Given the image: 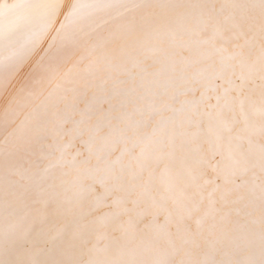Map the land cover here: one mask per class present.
I'll return each instance as SVG.
<instances>
[{
  "label": "snow or ice",
  "instance_id": "obj_1",
  "mask_svg": "<svg viewBox=\"0 0 264 264\" xmlns=\"http://www.w3.org/2000/svg\"><path fill=\"white\" fill-rule=\"evenodd\" d=\"M0 264H264V0H0Z\"/></svg>",
  "mask_w": 264,
  "mask_h": 264
}]
</instances>
